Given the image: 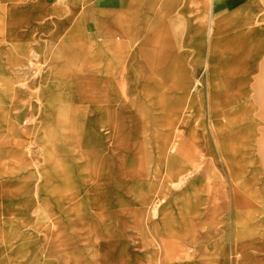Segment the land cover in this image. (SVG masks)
Masks as SVG:
<instances>
[{
  "label": "crops",
  "instance_id": "0c3cea01",
  "mask_svg": "<svg viewBox=\"0 0 264 264\" xmlns=\"http://www.w3.org/2000/svg\"><path fill=\"white\" fill-rule=\"evenodd\" d=\"M256 1L39 0L32 32L22 39L1 34L7 37H0L5 40L0 44L3 64L8 40L20 43L21 53L23 42L50 39L60 29L66 40H80L71 54L79 63L64 67L71 79H50L48 88L55 98L65 95L75 120L93 122L92 231L107 250H133L132 264H264V258L255 256L236 257L235 263L232 242L223 239L233 226L229 213L237 221L251 217L250 230L260 231L264 0ZM27 105L31 107L25 109L23 99L0 98V217L27 203L39 212L33 217L36 233L45 235L57 228V182L53 176L47 193L43 190L30 144L45 129L44 103L37 98ZM189 118L246 122L241 133L251 140L241 152L251 163L246 168L256 185L242 183L249 193L245 198L225 192L228 162L223 151L216 145L213 150L206 139L197 143V124H187ZM34 120L42 124L25 125ZM106 120L111 127H104ZM55 121L49 114L54 150ZM46 243L36 250L48 252L50 264ZM164 243L180 255H166ZM199 249L209 255H198Z\"/></svg>",
  "mask_w": 264,
  "mask_h": 264
},
{
  "label": "bare ground",
  "instance_id": "6f19581e",
  "mask_svg": "<svg viewBox=\"0 0 264 264\" xmlns=\"http://www.w3.org/2000/svg\"><path fill=\"white\" fill-rule=\"evenodd\" d=\"M38 1L39 0H0L1 15L6 17L7 14H10L11 16L16 14L19 17L17 21L14 20L12 22H5V20H3L2 22H0L1 31L3 33H8L9 38H16V36L19 35L21 39L23 38L24 34L32 32L35 19L38 17V14L36 13L37 9L35 8V5ZM259 4L260 3L256 1L254 5L258 6ZM66 36L67 35H65V31L63 29H60L57 35L54 37L51 36L52 38L50 39L42 36L39 42H34L32 40L25 41L23 42V47H21L23 53L20 52V43L18 45L16 41L8 40V46L5 52L7 56V61L4 64L0 62V98L2 97L6 101L8 100L10 102L16 101V99L19 98L18 96H20V93L22 92L21 90H19V88H17V74L15 71L17 68H21L27 64H30V62L33 64L35 62V58L39 63L42 64V67L45 71L49 68V66L54 69H57L56 73L54 71L52 72L55 73L58 80H70L71 78L69 74L65 72L64 67L71 65L76 66L79 63L71 57V54L74 50L80 48V40H66ZM32 45H34L37 49H34ZM38 51L41 52L40 55ZM255 51H261L260 43L258 44ZM45 52H47L48 55H45ZM54 73H49V71H47L41 76V78H39V80H37V83L44 90L41 92L39 98L44 103L42 118L44 119V121H46V126L43 130V133L46 135L47 138L45 139L44 137H41V140L43 138V144L45 149L44 157L46 160V169L42 172L44 181L43 190L47 193L49 187V180H52L54 175L56 182H59L62 179H66V181L70 182V187H68L67 189H63L57 188L56 186V193L58 192L63 196H71L73 199H75V201L80 200V216H82L85 215L87 211H90L92 209L91 182L94 173L92 153H89L87 151L84 152L81 150L79 153L77 150H74L69 147L68 150L65 149L66 153L68 154V157H72V155L76 156L78 154L83 156V159L85 160L83 169L80 170V168L78 167H72V169L70 167H64L59 169L57 173L54 174L53 170H50L49 168L50 165L53 164L55 161L56 163H59V158H61L58 153L55 152V150L53 149V129L51 126V129L49 130L47 124L49 114L55 116L56 118L55 130L59 131L63 135L61 136V143L64 146L66 144H68L69 146L70 141L74 137L79 139L80 136V125H78L79 123L70 120H75V118L77 117L76 112L73 111L74 116L71 115V109L67 105H65V95L63 93H57L55 98L53 95L54 90L52 89L50 91L48 88L49 83L47 82L51 79L50 74ZM76 92V94L80 95V90H77ZM84 102L88 104L90 103V101ZM186 122L187 124H197L194 137L197 143L203 142L206 139L207 143L209 142V144L212 145L213 150L216 145L223 151V155L228 162L227 173L229 174V176L226 173V170L225 173L228 176V182L230 187L228 189V183H225V192H230L231 196L233 194L235 199L241 197V195H243L245 198L249 193L247 187L244 186V184L242 183L249 180L250 182L255 183L256 185V177L254 178V180H252V177L249 174V170L248 168H246V166L251 163L247 158L243 157V154L241 152V150H243L244 148L243 146L249 144V141L251 140L249 136H243L241 133V127H243L246 122H243L241 120L208 122L204 119L202 121L195 122L192 118H189L188 120H186ZM186 122L181 121V126L183 127ZM102 124H104V127L107 128L112 126V122L110 120H106V122H102ZM210 134H212V138L209 136ZM56 137L57 136H55V141ZM216 159L219 162L218 158ZM86 173L89 176L88 180L83 178ZM89 184L91 186L87 187V185ZM259 194L261 198L260 228L264 232L263 188L259 189ZM42 209L47 211V204L42 203ZM18 212H21L24 215L25 223L26 220H28L26 219L28 217L30 218V221L32 220L30 216V209L27 203L22 204L21 207L18 209ZM251 220V217L244 216L242 220L237 221L236 219H234L233 221V226L231 227L230 234L232 242V256L234 258L235 263L237 262V255H241V257H245L246 255H248L247 246H243L241 242L243 240L252 238L254 235L256 236V231L253 233L250 230L251 226L249 227V225H251ZM19 223L20 220L17 219V223L8 224V226L4 227V241L10 242L16 238L17 231L15 230L14 226ZM236 224L237 226H239V228H242V230L235 231ZM48 235L49 246L53 247V245H55L56 248H59L62 247L63 244L66 242H71L73 244L80 243L81 235H84V238L86 237L88 239H93V236L96 234L95 232L90 230L85 234H82L81 232H73L71 234L49 233ZM225 235L227 238L226 233ZM30 241H32V239L24 242L25 248L23 249V256L35 252L36 246L34 243H30ZM102 243L103 239L100 238L97 244L102 245ZM20 250L21 249L18 248L19 252ZM238 250L240 254H237ZM111 251L112 250H107L100 255L99 259H101V261L103 262L102 264H132L131 262L137 256L135 253H133V250H128L121 246H117L115 249H113V256H111ZM197 254L209 255V253L205 249L197 250Z\"/></svg>",
  "mask_w": 264,
  "mask_h": 264
},
{
  "label": "rangeland",
  "instance_id": "374dc122",
  "mask_svg": "<svg viewBox=\"0 0 264 264\" xmlns=\"http://www.w3.org/2000/svg\"><path fill=\"white\" fill-rule=\"evenodd\" d=\"M3 20L12 22L17 19V15H8L4 17L0 13V22ZM1 27V26H0ZM1 34H4L3 36L8 35V33H3L0 29V37L2 36ZM2 38H7L3 37ZM9 38V36H8ZM5 43V40H0V44ZM1 47V46H0ZM4 55L1 57L3 58ZM35 62L32 64H27L21 68L16 69V74H17V88L21 90L22 93H20L19 98L16 99L17 102L19 99H23L24 107L25 109L31 107L27 104L32 103L34 100H37L39 98L40 94L42 91H44L40 85L37 83V80L41 78V76L44 74L42 71L43 67L42 64L37 61L35 58ZM51 79L58 80L55 73L50 74ZM62 75V74H58ZM58 91V90H57ZM61 91V90H60ZM69 91H77V90H69ZM42 108H41V110ZM75 122H78L80 125V136L78 138H73L69 146L66 144L65 146L61 143V136H63L59 131L55 132L56 141H55V152L58 153V155L61 157L59 158L60 162L56 163L55 162V167L52 169L53 173L56 174L57 171L61 168L67 167L71 168L72 167H78L80 170L83 169L84 162L85 160L83 159V156L78 154V155H72V157H68V154L66 153V150L68 148H72L74 150H77L80 153L81 151H87L89 153L92 152V125L93 122L90 121H80V120H72ZM41 123L42 121L34 120V121H26L25 125H36ZM264 131L261 132V137H259V149H260V173H259V179H260V188L264 189ZM66 135V134H65ZM67 136V135H66ZM41 137L46 138V135L43 133V129L41 128L38 133H36L34 139L32 142H30L31 146H33V157L35 158L38 167H39V172H40V181L43 182V174L42 172L46 169L45 166V161H44V144H43V138L41 140ZM38 138V140H37ZM40 142V143H38ZM53 174V175H54ZM226 174V173H225ZM55 176V175H54ZM227 175H225L226 177ZM85 179H89V176L87 173L83 176ZM227 187H229V182H228V176H227ZM57 188H63L67 189L70 187V182L66 181V179H62L59 182H57ZM91 186L90 184L87 185ZM229 196H231V193L226 191ZM57 197V228L54 232H45L44 234H37L36 230L38 229V221L37 223L34 224L33 217L34 213L38 217V209L33 213V209H30V216H31V221L29 220L30 218H26L25 223V217L21 212H16L13 209L7 210L6 215L4 214L2 217H0V246H3L5 249H3V254H0V264H49V253H40L36 248L39 246V244H48V234L53 233V234H62V233H68L71 234L73 232H81L82 234H85L86 232H89L92 230L91 226V211H87L85 215L80 216V200L75 201L71 196H63L60 193H56ZM92 197V193H91ZM232 198V197H231ZM261 201V200H260ZM48 211V209H47ZM46 211V213H47ZM90 214V215H89ZM261 217V216H260ZM17 219L20 220L19 224H16L14 226L15 230L17 231L16 238L13 239L10 242L4 241V236H3V231L5 230L4 227L8 226V224H14L17 223ZM230 222L234 221V219H237V217H232L229 213V218ZM261 221V218L259 220V223ZM80 224L84 225V227H81ZM250 227V226H249ZM261 227V226H260ZM48 229V227L46 228ZM86 230V231H85ZM33 233V234H32ZM227 238L226 235L224 234L223 239L225 240L226 238V244L230 245L231 242V234H230V229L228 230ZM108 236V235H107ZM255 236V235H254ZM255 241L253 242V237L247 240H243L241 244L243 246H247L248 250V256H255L259 258H264V232L260 228L259 232H256V236L254 237ZM30 243H34L36 248L35 252L23 256V249L25 248V241L31 240ZM99 241L98 238H95V235L93 236V239H88L84 238V235L80 236V243L73 244L71 242H66L63 244L62 247L56 248L55 245L51 247V260L50 264H102L103 262L101 261L100 255L107 251L108 246H106L105 241H103L102 245H98L97 242ZM28 243V242H27ZM167 245L163 251L166 252V255L172 257V256H179V253L177 252V249L174 247H171L169 244L164 243V245ZM230 246H227L226 248L229 250ZM18 248H20V252L18 251ZM48 251V248L46 249ZM147 252L149 251L150 255H155L156 250H146ZM145 252V251H144ZM159 252V251H158ZM193 252V251H190ZM146 253V252H145ZM237 254L239 253V250L237 251ZM40 255V256H39ZM187 255H192V254H187ZM113 256V255H111ZM237 257H241V255H237ZM243 257V256H242Z\"/></svg>",
  "mask_w": 264,
  "mask_h": 264
}]
</instances>
